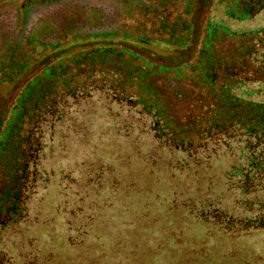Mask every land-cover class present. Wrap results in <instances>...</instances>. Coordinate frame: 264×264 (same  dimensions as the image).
<instances>
[{
  "label": "trees",
  "instance_id": "1",
  "mask_svg": "<svg viewBox=\"0 0 264 264\" xmlns=\"http://www.w3.org/2000/svg\"><path fill=\"white\" fill-rule=\"evenodd\" d=\"M217 2L195 51V0L0 3V264H264V0Z\"/></svg>",
  "mask_w": 264,
  "mask_h": 264
},
{
  "label": "rangeland",
  "instance_id": "2",
  "mask_svg": "<svg viewBox=\"0 0 264 264\" xmlns=\"http://www.w3.org/2000/svg\"><path fill=\"white\" fill-rule=\"evenodd\" d=\"M5 1H14L17 3H21L23 0H0V3ZM221 16V6L218 4L217 0H195V13H194V23L196 26V43L194 47V51L198 47L197 42L202 37V29L203 26L206 25L209 18H218ZM90 22L95 20V16L91 15L87 18ZM55 31V27L53 22L50 21L48 18H39L31 27L29 33V41L30 46L35 48L36 52H42V54L48 53L49 49L42 46V41L46 40L50 35H52ZM113 42H120L118 40H114ZM128 46L135 49L136 51L143 52L148 58L153 59L158 62L168 63L169 59L168 56L173 54V48L163 45V44H156L152 46H142L132 42H125ZM189 56V53L186 56H182L177 58L172 62H179L185 61ZM41 66V64L34 67L32 70L36 71ZM23 80H20L16 87L9 93V94H0V127L3 125L10 104L13 101L14 94L21 87L23 84ZM248 248L251 252H255L256 255L250 254V263H254L255 259L257 258V254H262L264 256V238L262 237H254L252 241L248 244ZM220 247V245H219ZM256 257V258H255Z\"/></svg>",
  "mask_w": 264,
  "mask_h": 264
}]
</instances>
